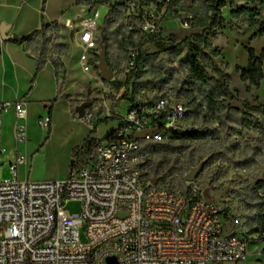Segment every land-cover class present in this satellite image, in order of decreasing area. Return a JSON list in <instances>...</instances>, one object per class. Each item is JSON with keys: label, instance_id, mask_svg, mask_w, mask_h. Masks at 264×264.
Returning a JSON list of instances; mask_svg holds the SVG:
<instances>
[{"label": "built area", "instance_id": "1", "mask_svg": "<svg viewBox=\"0 0 264 264\" xmlns=\"http://www.w3.org/2000/svg\"><path fill=\"white\" fill-rule=\"evenodd\" d=\"M225 1L222 12L230 8ZM193 17L188 14L187 22ZM100 26L101 12L94 10L75 17L70 29L81 70L109 83L92 64ZM139 29L156 33L157 25ZM138 57V48L128 50L125 75H136ZM105 91H110L108 85ZM10 109L15 111L17 141L28 139L26 102L0 101V156L5 151L3 118ZM96 110L87 109L83 120H97ZM190 118L193 113L180 98L132 101L125 112L117 113L111 131L100 136L96 129L88 142L74 150L70 171L62 179H20L18 169L27 158L18 151L9 163L12 177L3 180L0 176V264H107L110 257L118 264L236 262L248 256L253 240L264 254V232H251L247 221L240 219L226 230L222 209L204 192L143 180L140 165L146 155L141 153L142 141L168 139ZM50 125L49 115L38 121L42 129ZM148 129L152 132L137 137ZM70 202H80L81 210H70Z\"/></svg>", "mask_w": 264, "mask_h": 264}, {"label": "rangeland", "instance_id": "2", "mask_svg": "<svg viewBox=\"0 0 264 264\" xmlns=\"http://www.w3.org/2000/svg\"><path fill=\"white\" fill-rule=\"evenodd\" d=\"M32 1H37L38 5L42 4L41 7L44 6L43 0ZM206 1L207 0H86V4L83 6L86 14H91L94 10H100L101 12L100 34L98 35L99 47L97 50L99 55L102 49L101 33L102 29H104V18L108 13L109 4L120 3L124 5L123 29H133L136 24L143 26L145 24L155 23L157 25L156 34L161 37H169L176 41H181L194 33H200L202 31V29L192 26L190 21L187 22V16L188 14L203 16L205 14ZM94 3H98V5L93 7ZM227 3L230 8L224 10L223 13H225L230 20L226 19L225 24L219 28V36L217 39H210L214 46H218L225 50V53L228 43H232L235 40L248 42L250 41L249 39L252 38L250 30L242 32V27L245 26L242 17L235 18L232 14V11H237L244 5L243 2L240 0H227ZM76 4L77 0H46L45 10H47L52 18H56L61 15L62 8H65L66 12L71 14ZM262 8H264V6ZM176 13L180 14L181 17L177 18ZM247 28L250 29L249 26H247ZM65 39V45L69 48L67 56L72 62V65L67 71L68 74L63 84V86L65 85L64 89L66 93L72 97L76 106L83 102H90L91 106L88 109L92 110L96 107L95 116L98 119H105L106 117H110V115L117 117V113L125 112L132 101L139 99L163 96L184 100L185 96L178 95V90L172 92L167 85L162 92L158 88H154L153 85L146 87L145 83H139L137 80H132L129 87L125 86L124 84L129 77L125 75L127 53L119 48L118 44H113L107 51L109 67L114 72L113 79L110 80L109 83H103L99 78L95 79L94 73H84L81 70L79 65V50L74 46L73 37L71 38L68 33ZM246 46H241L240 50L235 55H233L232 48H230V56L234 58V60H237L240 66H247L248 64V50ZM251 46L261 51V40L251 41ZM145 49L148 53L159 51L155 44H149ZM92 54L94 56L92 61L98 63L99 60L97 61V55L95 53ZM225 60V56L221 55L215 59L214 64L224 72H227L229 65H227ZM174 66L180 74H175L174 72L173 77L180 80L186 79L188 73L182 72L177 64H174ZM96 71L99 73V69ZM231 71L232 80L230 87L241 100H234L227 97L222 99V103L227 107L245 109L246 106L242 100L247 99L253 101L254 99L251 98L252 95L245 86L246 84L244 85L240 74L236 73L234 68H232ZM208 74L209 76H215L214 66L208 69ZM145 78H150L154 81L159 79V77L154 74H146ZM107 85L110 87V91L108 92L105 91V86ZM75 119L77 121L76 123L68 122L66 117L61 119V126L55 136V143L62 142L69 132L77 133L82 125L78 124L79 122L90 124L89 121L81 120L77 115ZM192 121V118L186 121L179 133H185L186 131L192 130V127L195 129L201 126L200 124L192 123ZM3 122L4 141L2 146L6 150L7 145L5 139L7 138L9 142H12L10 141V130L15 119L10 112H6ZM24 123L27 126V142L29 143L34 142L40 133L45 130L39 127L37 122L29 117H27ZM115 126L116 120L105 123L98 129V134L104 136ZM213 127L218 128L219 125L216 123ZM233 129H235V132L230 131L229 134L221 132V137L226 141L223 149L215 147L211 140L189 143L186 150L176 158L177 162L183 164L182 169L178 174L170 176L168 182L184 191L188 190L189 192H193L196 188L200 192L208 190L211 194V199L222 209L226 230L231 229L234 221L237 219L247 221V225L251 230L252 221L250 218L254 217L258 210V197L259 195L264 196V191L257 188L258 181L264 171V151L263 153H256L255 158L246 166L242 161L238 160L239 154L234 152L233 145H235L236 149H240L241 151L245 149L249 151V153H252L253 149L260 147L262 135L256 133L252 128L241 126L239 123H234ZM188 158H192L194 166L199 163L201 158L202 160L208 158L203 169L193 181H185L184 177L181 178L182 174L185 175L189 172L186 167ZM1 161V179L8 180L12 177L9 171V163L11 161L10 153L5 152L1 156ZM66 167V163L62 161L56 150L52 152L49 151L43 158L39 157L33 161L30 159L27 163L21 164L18 169V177L20 179L29 178L31 180H37L41 177L56 175V173L62 171V169ZM68 208L78 212L81 210V203L70 202ZM81 238L84 242L87 241L84 229L81 231Z\"/></svg>", "mask_w": 264, "mask_h": 264}, {"label": "trees", "instance_id": "3", "mask_svg": "<svg viewBox=\"0 0 264 264\" xmlns=\"http://www.w3.org/2000/svg\"><path fill=\"white\" fill-rule=\"evenodd\" d=\"M150 1V0H148ZM252 4H264V0H246ZM46 0H43L45 6ZM86 4V0H77V5ZM98 5L94 3L93 7ZM226 5L225 0H207L205 3V14L194 15L190 21L192 26L202 29L200 33H194L181 41H176L169 37H161L156 33L146 34L136 24L133 29H123L124 11L123 4L114 3L108 5V13L104 18V29H102V47L106 46L107 51L113 44H118L119 48L128 53L130 48L139 49L138 72L136 75L127 78L125 86L129 87L132 80L145 83L148 87L153 85L161 92L165 86H169L172 92L178 90V95L185 96L184 102L193 113L192 123L200 124L197 129L186 131L185 133L175 132L170 138L161 141L143 140L141 153L146 155L144 162L141 163V174L144 181L157 177L159 183L169 187L171 185L169 177L178 174L183 164L176 161L177 156L186 150L189 143L194 141L211 140L215 147L223 149L225 140L221 137V132L229 134L234 131L233 124L239 123L245 128H252L256 133L262 135L260 147L253 149L252 153L243 149H236L234 152L239 154L238 160L246 166L255 158L256 153L264 151V103L254 99L242 100L245 109L237 107H227L222 103V99L241 100L231 89V75L215 66L214 61L222 55V49L214 46L211 38L219 36V28L222 27L226 19L223 16L221 7ZM43 6V7H44ZM235 18L242 17L244 25L253 28L260 25L259 35L264 34V16L261 15L257 7H242L237 11H232ZM176 17L181 15L176 13ZM24 51L32 54L37 61V70L40 71L48 62H51L58 74L60 68L64 66L62 56L69 52V48L61 42L60 26L57 20L51 23H44L41 28L34 31L31 35L22 39ZM155 44L159 51L148 53L146 46ZM248 50V64L245 67L237 66L236 70L240 73L243 82L259 86L263 79V61L261 55H257L255 49L250 46ZM97 61L99 60L98 53ZM96 70L97 63L92 61ZM177 64L182 72H187V78L180 80L174 78L173 74H180L174 66ZM214 66L215 76H209L208 69ZM146 74H154L159 79L154 81L145 78ZM181 84V85H180ZM122 85V86H124ZM249 89V87H248ZM76 103L72 101V111L76 116ZM117 117H106L97 119L90 124L93 125L92 133L101 124L116 120ZM219 127H213L214 124ZM48 139V137H47ZM89 137L83 142H88ZM82 143V145H83ZM233 144V143H232ZM81 145L75 148L79 150ZM202 158L199 160V162ZM192 158L186 162L187 170L193 166ZM184 174L181 175V178ZM258 189L264 191V180L259 179ZM198 194L196 197H200ZM258 210L255 216L250 218L252 221L251 232H264V196L259 195Z\"/></svg>", "mask_w": 264, "mask_h": 264}, {"label": "crops", "instance_id": "4", "mask_svg": "<svg viewBox=\"0 0 264 264\" xmlns=\"http://www.w3.org/2000/svg\"><path fill=\"white\" fill-rule=\"evenodd\" d=\"M240 1L244 4L240 8L257 7L264 16V8H262L264 4L254 5L246 0ZM41 5H38L37 1L32 0H0V29L2 24L8 27L6 33L8 36L7 39L3 38L0 31V101L24 100L28 110V117L32 118L37 124L39 119L45 115H49L51 118L49 129L43 130L32 143L27 142L28 139L24 143H19L15 136L14 124L11 125L10 141L12 142H9L7 138L5 139L7 148L1 156L5 152H8L11 155V161H13L18 151H20L26 156L27 161H30V159L33 161L36 158L45 157L49 151L52 152L56 150L67 167L56 173V175L37 179L55 180L62 179L68 175L74 150L90 136L93 125L86 122H79L78 124L82 125L77 133L69 132L62 142L55 143V136L59 131L61 119L63 117H66L68 122H77L72 111L73 99L66 93L64 89L65 85L63 86L65 77L68 74L67 71L72 65V62L69 60L67 54H64L62 56L64 66L60 68V71H62H59L58 74L51 62H48L43 69L38 71L37 61L32 54L24 51L22 39L41 28L44 23H51L57 20L60 26L61 42L65 44V38L68 33L69 36L74 39L73 32L70 29L72 20L77 16L85 15L86 11L83 5L76 4L71 14H68L66 9L62 8L61 15L52 18L47 10H45V6L41 7ZM223 16L225 19L230 20L225 13H223ZM260 28V25L250 29L247 28L246 25L243 26L242 32L250 30L252 33V38L249 39L250 41L241 42L240 40H235L226 45V53L225 50L222 49V55L225 56V61L227 65H229L227 73H230L231 78L232 68L235 69L236 73H239L236 67L240 65L237 60H234V58L230 56V48H232L233 55H235L240 50L241 46L245 47L248 43L246 46V48H248L251 46V41L254 40H261V51L255 49V52L262 57L264 72V34H258ZM244 85L247 89L249 87V93L252 95V99H257V101L264 103V76L259 86L248 82H244ZM234 93L236 94V92ZM8 112H10L15 119L14 109H10ZM102 125L103 124L99 125L97 130ZM3 141L2 134V144ZM211 264H264V254L260 252V245L258 242L253 240L250 244L248 256L245 259L236 262H214Z\"/></svg>", "mask_w": 264, "mask_h": 264}, {"label": "water", "instance_id": "5", "mask_svg": "<svg viewBox=\"0 0 264 264\" xmlns=\"http://www.w3.org/2000/svg\"><path fill=\"white\" fill-rule=\"evenodd\" d=\"M1 34L4 39H7L8 36L6 35L8 31V27L5 24L1 25ZM97 67L99 69V73L101 78L104 81H110L114 77V72L110 69L109 67V61H108V56H107V47L103 46L101 51L99 52V61L97 63ZM91 106L90 102H83L75 107L76 115L80 118L83 119L86 114V110ZM152 132V129H148L142 132L137 133L138 138H143L146 134ZM208 158L203 159L200 161L197 165H193L189 172L184 175V180L185 181H193L197 178L201 170L203 169V166L207 162ZM261 180H264V171L262 172L261 175ZM159 179L157 177L152 178L151 182L152 184H157ZM205 197L211 198V194L209 193L208 190H205L204 192ZM107 264H118L117 260L115 257H110L107 259Z\"/></svg>", "mask_w": 264, "mask_h": 264}]
</instances>
